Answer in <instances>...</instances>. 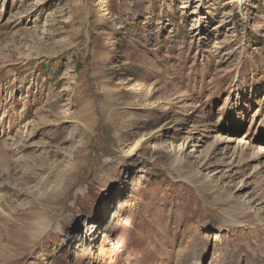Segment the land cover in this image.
I'll return each instance as SVG.
<instances>
[{"label":"rangeland","instance_id":"rangeland-1","mask_svg":"<svg viewBox=\"0 0 264 264\" xmlns=\"http://www.w3.org/2000/svg\"><path fill=\"white\" fill-rule=\"evenodd\" d=\"M0 264H264V0H0Z\"/></svg>","mask_w":264,"mask_h":264},{"label":"bare ground","instance_id":"bare-ground-1","mask_svg":"<svg viewBox=\"0 0 264 264\" xmlns=\"http://www.w3.org/2000/svg\"><path fill=\"white\" fill-rule=\"evenodd\" d=\"M47 122H48V121H47ZM47 122H46V123H47ZM96 230L98 231V230H99V227H98V229H96Z\"/></svg>","mask_w":264,"mask_h":264}]
</instances>
